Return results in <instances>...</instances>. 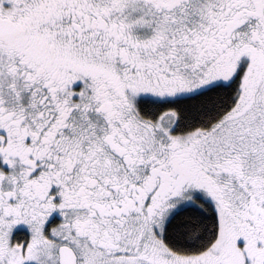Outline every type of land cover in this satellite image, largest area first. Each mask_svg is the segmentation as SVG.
Segmentation results:
<instances>
[{
  "label": "snow or ice",
  "instance_id": "obj_1",
  "mask_svg": "<svg viewBox=\"0 0 264 264\" xmlns=\"http://www.w3.org/2000/svg\"><path fill=\"white\" fill-rule=\"evenodd\" d=\"M0 264H264V0H0Z\"/></svg>",
  "mask_w": 264,
  "mask_h": 264
}]
</instances>
